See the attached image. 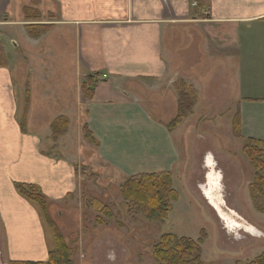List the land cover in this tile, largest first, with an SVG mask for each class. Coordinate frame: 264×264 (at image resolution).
Listing matches in <instances>:
<instances>
[{
    "label": "crops",
    "instance_id": "crops-1",
    "mask_svg": "<svg viewBox=\"0 0 264 264\" xmlns=\"http://www.w3.org/2000/svg\"><path fill=\"white\" fill-rule=\"evenodd\" d=\"M16 2L0 0V40L11 54L0 67V226L9 262L49 260L52 231L16 183L39 185L51 202L76 193V125L88 126L99 156L116 170L173 173L190 134L188 120L168 126L179 107L175 81L184 79L198 91L197 108L239 107L243 136L264 140V55L254 47L264 44V0H45L52 14L29 24L53 28L39 38L28 34ZM252 74L263 86H243ZM87 77L92 98L83 91ZM60 116L70 121L57 140L64 157L44 149Z\"/></svg>",
    "mask_w": 264,
    "mask_h": 264
},
{
    "label": "rangeland",
    "instance_id": "rangeland-1",
    "mask_svg": "<svg viewBox=\"0 0 264 264\" xmlns=\"http://www.w3.org/2000/svg\"><path fill=\"white\" fill-rule=\"evenodd\" d=\"M16 1L28 24L35 21L27 20L23 14L27 6L31 15L40 14L39 22L52 14L44 12L46 9L43 11L42 3L45 0ZM16 39L20 44L17 54L24 59L21 49L23 38L18 35ZM8 40V50L15 51V45L10 38ZM254 47L256 52L264 55L263 43ZM41 50L38 47L36 51L40 53ZM6 53L9 64L11 54ZM180 80L177 79L175 83ZM262 80L263 76L253 74L241 78L245 88L249 83L256 87L263 86ZM153 102L149 101L148 104ZM26 104L27 97L20 107L21 119ZM197 104L193 114L183 122L188 120L186 127L190 129V134L186 139L188 144L178 151L179 160L173 172V185L180 198L173 202L169 216L163 223L140 214L134 216L130 212L121 186L132 174L107 164L99 156L96 142L87 137L86 127L83 131L80 125L74 127L70 141L77 146L76 151L80 148L82 151V163L77 164L80 186L76 193L67 195L63 200L51 202L48 199L47 215L49 224L58 229L69 247L70 264H159L154 259L153 250L161 237L169 233L196 241L203 239V264H250L264 254V213L254 208L251 199L250 184L254 180L255 169L244 150L248 139L239 138L234 132L233 120L240 108H197ZM44 149L64 157L63 150L55 141ZM209 158L213 165L208 162ZM211 174L221 176L219 189L215 191L224 201L222 209L215 207L205 193ZM207 181L205 188L202 185ZM93 199L101 201L108 208L104 209L101 205L97 209ZM226 209L237 213L261 235L254 234L237 222L230 225L228 220H231L220 214L227 213ZM10 263L0 226V264Z\"/></svg>",
    "mask_w": 264,
    "mask_h": 264
},
{
    "label": "trees",
    "instance_id": "trees-1",
    "mask_svg": "<svg viewBox=\"0 0 264 264\" xmlns=\"http://www.w3.org/2000/svg\"><path fill=\"white\" fill-rule=\"evenodd\" d=\"M24 14L27 20L40 21V14L37 12L31 15L30 7L24 8ZM38 21V22H39ZM28 34L33 38H39L52 30V25L47 24H28ZM8 56L4 45L0 41V67L8 66ZM94 84L92 78H86L83 85V91L87 98H92L94 94ZM178 92L179 107L176 117L169 123V128L174 129L184 122V120L193 114L195 105L199 102V95L194 85L181 79L176 83ZM28 109L20 120L21 128L26 131ZM234 132L239 138H244L242 133V119L240 109L233 120ZM70 126L69 118L60 116L52 123V137L55 142L65 134ZM87 137L95 142L92 132L86 126ZM245 146V153L251 160L255 169V177L250 184V194L254 208L264 213V140L248 137ZM52 155V150L47 151ZM16 188L21 195L28 200L36 203L43 213L46 223L52 231L54 238V248L50 251L49 260L33 261H12L10 264H70L69 247L59 233L58 229L49 224L48 215V198L45 196L40 186L34 183L17 182ZM122 196L127 203L130 212L134 216L143 215L146 218L158 222H165L172 209L173 202L179 200L180 195L173 185V173L170 170H160L154 172H139L128 176L121 186ZM94 206H103L101 201L93 199ZM104 209L108 206L104 205ZM203 239L198 241L188 238L179 237L176 234L169 233L161 237L155 245L153 256L159 264H203L202 244ZM250 264H264V254L259 256Z\"/></svg>",
    "mask_w": 264,
    "mask_h": 264
},
{
    "label": "bare ground",
    "instance_id": "bare-ground-1",
    "mask_svg": "<svg viewBox=\"0 0 264 264\" xmlns=\"http://www.w3.org/2000/svg\"><path fill=\"white\" fill-rule=\"evenodd\" d=\"M211 158H209L208 162L210 163V165H213L214 163L211 162ZM213 167V166H212ZM213 171V169H212ZM212 175V174H211ZM210 183H209V186L205 189V193L207 195V198H210V202L213 203V205H215V207H217L219 209L220 207V203H224V201H222V198L218 195V193L215 191L217 189H219V180H220V175L219 174H215V175H212L210 176ZM214 192V193H213ZM221 209V208H220ZM234 214H236L237 216H239L237 213H235L233 211ZM233 213L231 212H228V213H223V212H220V214L226 219H230L231 221L228 220V223L230 225H235L234 223L237 222L239 223L238 221H236L235 219V216L233 215ZM240 217V216H239ZM240 225V224H238ZM255 234V232H253Z\"/></svg>",
    "mask_w": 264,
    "mask_h": 264
},
{
    "label": "water",
    "instance_id": "water-1",
    "mask_svg": "<svg viewBox=\"0 0 264 264\" xmlns=\"http://www.w3.org/2000/svg\"><path fill=\"white\" fill-rule=\"evenodd\" d=\"M220 208L221 205H223V203H220ZM224 207V206H223ZM222 209V208H221ZM227 213L231 212L233 213V211L226 209ZM233 215L235 216L236 221H238L242 226L246 227L247 230L251 231V232H255V234L261 235L259 234V232H257V230L251 225L249 224L245 219H243L241 216H237L236 214L233 213Z\"/></svg>",
    "mask_w": 264,
    "mask_h": 264
},
{
    "label": "built area",
    "instance_id": "built-area-1",
    "mask_svg": "<svg viewBox=\"0 0 264 264\" xmlns=\"http://www.w3.org/2000/svg\"><path fill=\"white\" fill-rule=\"evenodd\" d=\"M195 5L197 4V2L194 3Z\"/></svg>",
    "mask_w": 264,
    "mask_h": 264
}]
</instances>
